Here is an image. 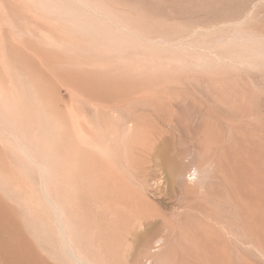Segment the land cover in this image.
<instances>
[{
  "label": "rangeland",
  "instance_id": "1",
  "mask_svg": "<svg viewBox=\"0 0 264 264\" xmlns=\"http://www.w3.org/2000/svg\"><path fill=\"white\" fill-rule=\"evenodd\" d=\"M242 86L251 117L233 118L219 106L240 100ZM179 101L197 111L204 141L183 135ZM2 106L0 264H37L21 257L25 247L48 264L61 263L47 199L53 201V187L37 163L38 129L71 151L87 146L90 131L107 148L103 159L137 178L147 164L141 144L166 143L163 178L190 162L198 170L194 189L225 178L246 206L229 208L230 228H200L179 213L165 182L149 196L154 204L138 202L117 226L103 225L98 241L91 225L83 244L71 240L75 250L87 248L92 264H128L144 236L157 248L151 264H264V0H0ZM19 123L27 140L17 134ZM72 162L81 165L82 154ZM145 220L166 228H147Z\"/></svg>",
  "mask_w": 264,
  "mask_h": 264
},
{
  "label": "bare ground",
  "instance_id": "2",
  "mask_svg": "<svg viewBox=\"0 0 264 264\" xmlns=\"http://www.w3.org/2000/svg\"><path fill=\"white\" fill-rule=\"evenodd\" d=\"M240 91V100L222 104L219 108H223L225 114L233 118L251 117L249 88L242 86ZM13 103L12 101L10 103L8 102V105L12 106ZM191 106L189 103L187 104L184 101L177 102L176 122L184 136L189 137L196 142H202L205 138L204 133L202 132L203 124L199 119L200 117L197 111ZM5 108L6 107L2 106V108H0V112H3ZM256 122H259V120ZM7 123L10 124L9 120ZM19 125L21 132L20 134L19 132L17 134L21 135L24 140H27L28 138L25 139L26 134L25 129L22 126L23 124L19 123ZM4 127L6 126L4 125ZM6 128L10 130L9 127ZM10 132L14 137V131L10 130ZM35 137L37 157L42 158L41 164L40 162H37L39 163L38 166L40 168L38 169L41 173L44 171L47 173L48 179L45 180V183H48L53 187L54 199L52 201L47 198L51 194L46 195L47 189L46 186V190L44 189V183L41 179V183L43 184V188L41 189L43 190L42 192L45 197L48 199L49 205L53 209V221L56 227V232L58 233V241L62 244V248L60 247L61 249L59 248L56 252V258H59V263L61 262L60 264H92L88 256L90 254L87 255L86 253L87 248L84 253H82L83 251H79V249L75 250L76 246H73V244L70 245V242H72L71 240H76L78 237L77 240L78 243L80 242L79 245L83 244L86 227L91 225L93 226V229H95L94 234L98 241L104 233L102 228L103 225L110 226L112 224L113 226H117L119 218L123 215H131L136 210L138 202L142 204V206L144 204H154V200H151L149 196L151 194H157L165 182L167 187L169 186L171 192L170 195H172L175 199L174 203L176 208L178 210L180 209L179 213H181L182 216L184 215L185 218L191 216L196 219L198 224H200V228H230L232 221L231 215L233 216V214H230L229 208L233 205L240 206L241 208L246 207L244 204L239 202L238 198H234L239 194L234 191V187H232L225 178L222 179L223 181H209L207 185L199 191L194 189L195 182L198 179V170H192L190 162L176 166L175 169L171 170L168 177L163 178L160 167L167 166L169 161L166 143L160 145L155 144L154 146V143L152 144L151 141L148 140L141 144L140 148L147 154V164L143 170L144 172H142V176L137 178L130 172L128 175H121L118 164L114 159H108V162H106L103 157L107 148L90 131L85 134V142L87 146L79 149L74 145L72 151L69 149V146H58L62 144L56 143L58 139L54 135L52 136L51 133L45 135L44 129H38V133H36ZM17 145H21L20 142ZM115 146L116 144H114V147ZM23 147H25V145H23ZM109 147L112 148V145ZM127 147L129 148V153L131 155L133 152L130 149L131 144H128ZM26 151L24 150L23 152ZM79 154H82L83 163L74 167L72 159L73 161L77 159ZM178 156L180 158H185L187 154L185 150H183ZM79 176L82 177V179L80 178L82 183L79 182ZM137 187L139 189H137ZM238 197L240 198V196ZM200 198L206 201V203L208 202L207 204L209 208L200 204ZM218 204L224 205V207H226V212L217 211L216 206ZM237 213L235 214L237 215ZM79 217L81 219H79ZM257 217V225L260 228L261 218L259 213L257 214ZM145 222L147 228H166L159 223H152V221L150 223L149 221L147 222V220H145ZM94 224H97V228ZM65 225L67 228H63ZM22 236L26 243H30L25 233L23 234L22 232ZM150 237L144 236L142 240L143 242L141 243V249L135 250L130 261L128 260V264H151L153 260V253L157 248L151 245L152 241ZM54 246H56V244ZM25 248H22V258H38L37 264H48L47 260L40 254L35 256L32 253L31 248ZM100 251L101 246H97L94 250L97 254H100ZM97 259L93 260L95 261ZM25 261L28 262L27 260Z\"/></svg>",
  "mask_w": 264,
  "mask_h": 264
}]
</instances>
